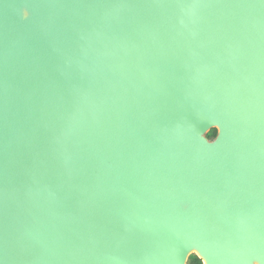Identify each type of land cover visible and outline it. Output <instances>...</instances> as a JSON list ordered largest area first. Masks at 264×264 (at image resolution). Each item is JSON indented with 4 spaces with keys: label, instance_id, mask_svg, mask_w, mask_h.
<instances>
[{
    "label": "water",
    "instance_id": "1",
    "mask_svg": "<svg viewBox=\"0 0 264 264\" xmlns=\"http://www.w3.org/2000/svg\"><path fill=\"white\" fill-rule=\"evenodd\" d=\"M191 254L264 264V0H0V264Z\"/></svg>",
    "mask_w": 264,
    "mask_h": 264
},
{
    "label": "trees",
    "instance_id": "2",
    "mask_svg": "<svg viewBox=\"0 0 264 264\" xmlns=\"http://www.w3.org/2000/svg\"><path fill=\"white\" fill-rule=\"evenodd\" d=\"M217 133V130L216 129H211L207 134L206 136L209 138V139H212L215 137ZM187 264H203L201 259L195 255V254H191L189 257H188V260H187Z\"/></svg>",
    "mask_w": 264,
    "mask_h": 264
}]
</instances>
